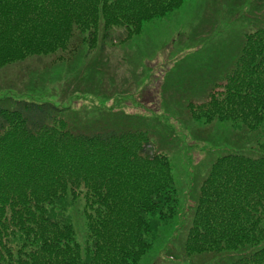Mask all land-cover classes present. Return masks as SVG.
Wrapping results in <instances>:
<instances>
[{"label":"trees","instance_id":"trees-1","mask_svg":"<svg viewBox=\"0 0 264 264\" xmlns=\"http://www.w3.org/2000/svg\"><path fill=\"white\" fill-rule=\"evenodd\" d=\"M187 1L0 0V73L34 56L70 61L81 40L91 51L114 29H125L128 42ZM243 43L223 81L187 109L197 122L233 123L229 131L240 128L255 145L213 161L184 251L264 264V26L245 33ZM91 63L82 67L86 81L103 71L98 59ZM38 77L0 88V264H140L180 217L169 156L145 130L117 129L104 118L82 122L38 101L56 91ZM75 84L72 91L78 77ZM82 201L84 246L72 219Z\"/></svg>","mask_w":264,"mask_h":264},{"label":"rangeland","instance_id":"rangeland-1","mask_svg":"<svg viewBox=\"0 0 264 264\" xmlns=\"http://www.w3.org/2000/svg\"><path fill=\"white\" fill-rule=\"evenodd\" d=\"M248 15L252 16L251 21L264 22V0H188L166 18L145 24L142 34L129 42L113 46L110 40L108 46L114 48L109 54L113 68L109 74L94 75L88 82L82 57L71 64L56 63V57H34L0 73V88L13 84L11 81L18 75L46 74L51 80L55 76L52 88L56 91L50 90L48 98L38 101L56 104L87 121L104 118L113 121L117 129L145 130L155 148L170 156L179 187L180 217L160 235L140 264L230 263L215 255L189 257L184 251V240L211 164L221 153L227 135H236L233 139L237 140L242 137V130L235 128L236 132H230L219 125L205 128L192 123L186 116V104L198 101L201 92H206L210 83L205 78L195 80L210 71L213 59H230L228 68L232 67L244 34L257 28ZM124 35V31H116L113 39ZM103 45L101 39L98 48ZM82 48L81 45L79 53ZM84 56L92 67V54ZM76 77L82 82L80 90L65 94ZM184 82L187 89H177ZM47 88L51 89L50 85ZM199 130L201 134L197 136ZM83 207L84 201L75 216L86 235L87 223L80 215Z\"/></svg>","mask_w":264,"mask_h":264}]
</instances>
